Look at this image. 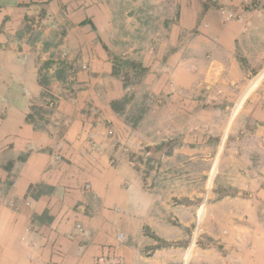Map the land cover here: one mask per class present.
Listing matches in <instances>:
<instances>
[{"label":"crops","instance_id":"crops-1","mask_svg":"<svg viewBox=\"0 0 264 264\" xmlns=\"http://www.w3.org/2000/svg\"><path fill=\"white\" fill-rule=\"evenodd\" d=\"M248 1L141 2L166 7L158 27L169 28L163 43L169 52L158 56V65L142 59L147 77L153 69L160 73L151 85L155 93L170 98L177 92H208L230 104L242 98L239 135H232L240 157L236 192L210 205L212 219L219 223L207 232L215 246L182 256L166 248L144 251L117 239L121 231L139 235L130 209L141 211L130 199L121 170L108 162L107 154L118 146L105 150L109 140L102 126L91 128L84 118L88 102L98 104L101 95L111 101L122 91L110 79L103 31L118 38L123 28L139 30L137 1L0 0V264H96L106 254L122 264H264V8ZM249 41H254L250 48ZM49 46L62 52L63 61L47 68L48 75L65 64L66 76L82 85L73 102L56 103L60 121L69 123L60 134L49 128L52 121L40 126L27 119L42 90V71L56 59ZM230 104L221 107L227 110ZM231 124L226 123L223 131L228 133L218 141L229 142ZM129 222L133 230H128Z\"/></svg>","mask_w":264,"mask_h":264},{"label":"rangeland","instance_id":"rangeland-1","mask_svg":"<svg viewBox=\"0 0 264 264\" xmlns=\"http://www.w3.org/2000/svg\"><path fill=\"white\" fill-rule=\"evenodd\" d=\"M132 1H137L134 7L137 8L135 16L136 21L141 24L140 29L129 31L123 28L118 31V38L114 35L110 37V34L103 31L112 64L110 79H114L122 88L119 97L113 100L124 99L120 104L123 109L121 112L114 111L110 106L112 100L101 95L98 96V104L88 102L84 118L85 121H90L88 126L92 125L91 128L99 126L98 124L102 126V134L109 140V145L104 146L105 150L113 144L118 146L116 152L107 154L108 162L121 170L124 182L126 180L125 184L130 189V199L137 211H141L140 214H134L136 209H130L137 227L141 229L139 235L137 230L134 238L121 231L117 239L123 244L127 242L132 246L143 247L144 251L166 248L167 251H176L183 256L187 252H194L196 248L208 249L215 246L213 238L207 232L211 233L213 229L219 228V223L213 221L210 205L215 204L222 196L236 192L233 184L237 182L236 167L240 157L237 154L238 141L232 139V135H239L237 125L240 121L237 119L242 108V98L230 104V101L215 98L216 96H211L213 93L208 92H201L196 96L190 92H177L176 97H165L163 93L157 94L151 89V85L158 82L160 73L153 69L152 76L147 77L146 66H143L145 73L127 65L118 66L114 68L116 74H113L115 58L142 64L145 56V61L149 59L150 63L157 64L155 61L158 56L169 52L163 45L169 37V28L158 27L166 7L160 9L150 2L141 3L148 0ZM253 2L258 6L264 5V2ZM248 3L251 4V0ZM122 6L126 10V5ZM120 15L126 19L124 13ZM146 17H149V21L145 23ZM258 33L260 35L262 31ZM182 36V40L187 41V33ZM253 42L249 41L247 47L250 48ZM260 42L258 38L259 45L263 43ZM49 47L51 55L56 59L48 64L46 72L42 71V90L38 97L33 98V117L30 120L40 126L52 121L53 125H49V128L55 134H60L67 130L69 123H65L68 124L66 126L60 121L62 118H59V112L55 110L56 103L59 99L73 102L71 98L78 89H82V85L66 76L65 64L59 65L52 75H48L51 66L63 61L62 52L56 50V47ZM242 65L247 68L245 62ZM251 72L254 74L257 70L251 69ZM167 81L172 86L170 79ZM254 82L256 80H253L250 87H253ZM217 100L218 104L215 106L213 102ZM227 103L230 107L225 110L221 105ZM194 104L198 106L195 107ZM228 122L232 123L229 142L218 141L219 136L226 137L228 130L223 129ZM86 133L93 135L92 131ZM90 146L98 148L95 142ZM5 188L7 186L4 190ZM0 192H3V187H0ZM135 202L139 203L140 208ZM142 207L146 210L143 211ZM133 228V223H130L128 230ZM159 233L171 235L160 237ZM109 256L106 254L103 257ZM114 259L120 263L117 258Z\"/></svg>","mask_w":264,"mask_h":264},{"label":"trees","instance_id":"trees-1","mask_svg":"<svg viewBox=\"0 0 264 264\" xmlns=\"http://www.w3.org/2000/svg\"><path fill=\"white\" fill-rule=\"evenodd\" d=\"M252 2H253V0H251V4H253ZM256 6H257V5H256ZM262 7L264 8V5H263ZM113 60H114L113 74H116V70H115V69H116L118 66H123V65H127V66H130V67H133V69H137V71H142L143 73H145V71H146V69L143 67V65H142L141 63L130 62V61H122V60H120V59H118V58H115V59H113ZM114 68H115V69H114ZM114 70H115V71H114ZM122 101H125V100H124V99L112 100V101L110 102V106H111V108H112L114 111L121 112V111H122L121 109H123V106L120 105ZM31 117H32V114H29V115L27 116V119L30 120Z\"/></svg>","mask_w":264,"mask_h":264},{"label":"built area","instance_id":"built-area-1","mask_svg":"<svg viewBox=\"0 0 264 264\" xmlns=\"http://www.w3.org/2000/svg\"><path fill=\"white\" fill-rule=\"evenodd\" d=\"M106 256V255H105ZM96 264H120L113 257H103Z\"/></svg>","mask_w":264,"mask_h":264}]
</instances>
